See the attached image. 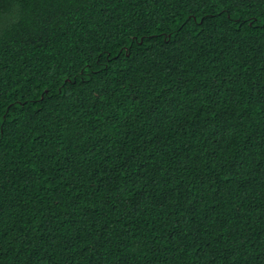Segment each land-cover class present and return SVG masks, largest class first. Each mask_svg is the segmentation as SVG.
Returning a JSON list of instances; mask_svg holds the SVG:
<instances>
[{
    "label": "trees",
    "instance_id": "1",
    "mask_svg": "<svg viewBox=\"0 0 264 264\" xmlns=\"http://www.w3.org/2000/svg\"><path fill=\"white\" fill-rule=\"evenodd\" d=\"M0 264H264V0H0Z\"/></svg>",
    "mask_w": 264,
    "mask_h": 264
}]
</instances>
